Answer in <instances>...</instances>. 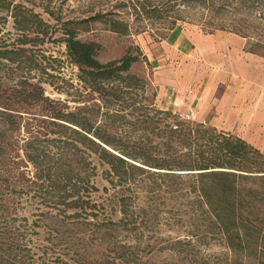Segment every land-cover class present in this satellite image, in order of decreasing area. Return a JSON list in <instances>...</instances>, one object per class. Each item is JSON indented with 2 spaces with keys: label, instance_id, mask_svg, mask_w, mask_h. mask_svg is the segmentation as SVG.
I'll list each match as a JSON object with an SVG mask.
<instances>
[{
  "label": "rangeland",
  "instance_id": "obj_1",
  "mask_svg": "<svg viewBox=\"0 0 264 264\" xmlns=\"http://www.w3.org/2000/svg\"><path fill=\"white\" fill-rule=\"evenodd\" d=\"M9 1L33 7L51 25V30L57 28L41 45L46 55L53 54L57 59L50 61L55 69L49 66L48 71L54 73L50 79L61 90L43 82L45 94L57 101L55 108L66 117L74 113L77 119L94 127L104 124L114 142L127 151L145 145L152 147L154 155L163 151L183 155L188 150L177 143L170 147L163 144L169 129L164 122H158L163 117L158 109H168L157 102V89L152 81L150 54L159 52V44L173 24L203 32L234 31L247 38L248 49L264 56V0L185 1L180 6L175 0ZM146 1L150 3L146 7L149 13L140 10ZM95 14L100 18L92 19ZM174 17H179L175 23ZM113 19L128 23L127 32L112 30ZM0 25L3 32L11 31L6 36L14 35L10 16L6 24L0 19ZM67 29H73L81 40L97 42L100 45L97 57L102 62L121 58L129 51L140 54L130 69L135 77L129 86L116 82L117 97L86 94L79 81V68L67 59L66 43L59 40ZM47 62L48 59L44 64ZM33 73H37L35 80L47 76L41 70ZM176 116L192 125L200 123L180 114ZM28 119L25 116L24 122ZM168 121L173 123L175 119L165 118V123ZM44 124L47 126L48 122ZM61 130L60 135H48L57 138L49 142V149L53 154L62 145L75 158L67 163L68 171L59 185L30 162L12 163L10 170H3L0 165V201L8 200L11 208L9 215H3L0 209V236L4 233L14 238L22 248L25 264H109L107 261L122 251L130 255L134 252L146 264H196V257L207 264L230 263V253L212 236L195 245H187L185 241L180 246L175 244L187 233H193L180 221L184 219L182 214L169 210L176 200L190 201L195 197L188 174L166 175V169L149 166L145 170L128 168L117 174L110 170L109 164L100 163L98 153L78 141L70 128ZM26 133L24 129L22 136ZM122 198L138 219V228L118 227L115 231L108 230L109 234L102 238L98 231L115 226L111 221L117 223L123 217L119 208ZM163 202L167 205L160 204ZM158 203L161 208L156 209ZM173 245L176 248L172 249ZM183 248L191 251L187 253Z\"/></svg>",
  "mask_w": 264,
  "mask_h": 264
},
{
  "label": "trees",
  "instance_id": "obj_2",
  "mask_svg": "<svg viewBox=\"0 0 264 264\" xmlns=\"http://www.w3.org/2000/svg\"><path fill=\"white\" fill-rule=\"evenodd\" d=\"M185 1L206 0H175L179 6ZM148 6L150 3L146 1L140 10L149 13L146 10ZM0 12H6L5 15L0 14L4 24L9 16L13 19L15 29L14 35L6 36L11 31L3 32L4 27L0 25V165L3 170L12 163L21 165L30 162L37 171L46 172L50 180L59 185L68 171L67 163L75 156H69V151L66 152L62 145L52 154L49 142L57 141V138L48 135H60L61 128L68 127L78 141L98 153L100 163L109 164L110 170L117 174H122V170L128 168L145 170V166H149L166 169V175L190 176L188 179L195 197L190 201L176 200L169 210L182 214L184 219L180 221L193 233H187L184 239L179 238L176 245L180 246L184 241L187 245H195L212 236L230 253L228 264H264V151L261 148L231 131L202 122L192 125L179 119L176 116L180 114L178 112L158 109V113L163 114L158 122H164L169 129L163 144L170 147L177 143L186 146L187 152L169 155L163 151L160 155H154L150 145L135 151L123 149L114 142L104 124L94 127L77 119L74 113L66 117L55 108L57 101L45 94L43 82H50L61 90L50 79L54 73L48 71L49 66L55 69L50 61L57 59L53 54L46 55L41 46L57 28L51 30V25L41 13L22 2L0 0ZM91 18L98 19L100 15L95 14ZM174 18L175 23L179 17ZM112 22V30L127 32L128 23L118 19ZM175 26L173 24L172 28ZM59 40L66 43L67 59L78 66L79 81L89 96L99 93L103 98L104 94L117 97L116 85L119 84L116 82L129 86L135 77L130 69L139 60L138 53L129 51L121 58L102 62L97 57L100 45L95 41L79 39L73 29H67ZM46 59L48 62L44 64ZM38 70L47 73V76L35 80L37 73L33 71ZM39 114L47 117L41 119L37 116ZM25 116L29 119L24 122ZM167 117H173L175 121L165 123ZM45 122H48L47 126ZM24 129H27V133L22 136ZM9 203L8 200L0 201L3 215L11 213ZM160 204L167 205L166 202ZM160 204H156V209L161 208ZM119 208L123 217L117 223L111 221L115 226L100 229L98 232L102 238L109 234L108 230L115 231L118 227L138 228V219L129 209L125 198L120 199ZM141 210L146 211L144 206ZM129 224L134 227H128ZM182 250L187 253L191 251L188 248ZM134 255V252L130 255L122 251L107 262L146 264V261ZM23 257L21 246L12 236L3 233L0 236V263L25 264ZM196 258V264H207L203 258Z\"/></svg>",
  "mask_w": 264,
  "mask_h": 264
},
{
  "label": "crops",
  "instance_id": "obj_3",
  "mask_svg": "<svg viewBox=\"0 0 264 264\" xmlns=\"http://www.w3.org/2000/svg\"><path fill=\"white\" fill-rule=\"evenodd\" d=\"M152 59L157 102L264 149V56L234 31L173 27Z\"/></svg>",
  "mask_w": 264,
  "mask_h": 264
},
{
  "label": "built area",
  "instance_id": "obj_4",
  "mask_svg": "<svg viewBox=\"0 0 264 264\" xmlns=\"http://www.w3.org/2000/svg\"><path fill=\"white\" fill-rule=\"evenodd\" d=\"M185 118H188V119H190V116H189V115H186V116H185Z\"/></svg>",
  "mask_w": 264,
  "mask_h": 264
}]
</instances>
